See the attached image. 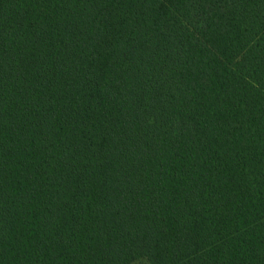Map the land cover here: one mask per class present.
Returning a JSON list of instances; mask_svg holds the SVG:
<instances>
[{
	"label": "trees",
	"instance_id": "trees-1",
	"mask_svg": "<svg viewBox=\"0 0 264 264\" xmlns=\"http://www.w3.org/2000/svg\"><path fill=\"white\" fill-rule=\"evenodd\" d=\"M264 264V0H0V264Z\"/></svg>",
	"mask_w": 264,
	"mask_h": 264
},
{
	"label": "rangeland",
	"instance_id": "rangeland-1",
	"mask_svg": "<svg viewBox=\"0 0 264 264\" xmlns=\"http://www.w3.org/2000/svg\"><path fill=\"white\" fill-rule=\"evenodd\" d=\"M131 264H148V262L146 261V259L141 258V259H138V260L132 262Z\"/></svg>",
	"mask_w": 264,
	"mask_h": 264
}]
</instances>
